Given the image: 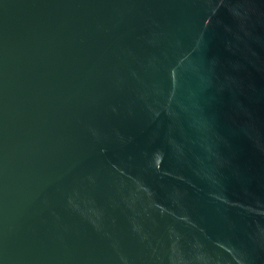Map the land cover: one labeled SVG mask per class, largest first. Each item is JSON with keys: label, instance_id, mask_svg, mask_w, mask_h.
<instances>
[{"label": "water", "instance_id": "water-1", "mask_svg": "<svg viewBox=\"0 0 264 264\" xmlns=\"http://www.w3.org/2000/svg\"><path fill=\"white\" fill-rule=\"evenodd\" d=\"M0 264H264V0H0Z\"/></svg>", "mask_w": 264, "mask_h": 264}]
</instances>
